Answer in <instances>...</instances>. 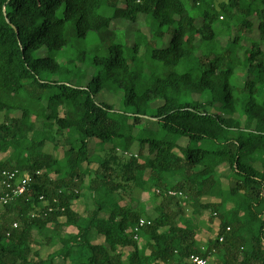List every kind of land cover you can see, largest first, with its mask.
<instances>
[{
  "label": "trees",
  "instance_id": "obj_1",
  "mask_svg": "<svg viewBox=\"0 0 264 264\" xmlns=\"http://www.w3.org/2000/svg\"><path fill=\"white\" fill-rule=\"evenodd\" d=\"M183 1L0 0V264H264V0Z\"/></svg>",
  "mask_w": 264,
  "mask_h": 264
},
{
  "label": "rangeland",
  "instance_id": "obj_2",
  "mask_svg": "<svg viewBox=\"0 0 264 264\" xmlns=\"http://www.w3.org/2000/svg\"><path fill=\"white\" fill-rule=\"evenodd\" d=\"M183 3L186 6V8L189 9V6L184 1H183ZM150 23L152 24L154 22L151 20ZM139 24L140 25L137 26V27H139V29L141 30V32L143 34L149 33L148 28L145 27V25H144L142 20L140 21ZM112 28L118 30L117 34L121 38L123 37L125 31L128 32L129 35L127 36V44L128 45L132 44V35L131 34L135 31L136 26H134V25L130 26L128 23L122 22V21H114L112 23ZM235 33H236V31L233 30L232 33H231V38L235 35ZM245 36L248 37V38H253V39H257L258 38V34H257V32L255 30L251 31V32H249V31L245 32ZM168 41H169V35L165 34V36L163 38V43L158 41L157 43H154L153 46L158 48L162 44L166 45L168 43ZM140 54L142 55L141 66L144 68L145 73L149 75L150 74V67H149L150 66V58L148 56H145L144 46L141 47ZM104 98L105 99L107 98V100L110 101V102L115 100V98H112L111 96L108 97V95H106ZM112 103H113V107H114L115 111L122 112L124 110L120 100H116V101H114ZM143 127L145 128L146 126H143ZM148 129L152 130V131H156L159 128H158L157 125H152L151 127H149V123H148ZM90 145L94 146L95 145L94 141L90 142ZM133 152L134 153L136 152V147L133 148ZM134 198H135V200L137 202H139V201L143 202L145 204V207L148 208L147 212H149V213L151 212V208H149V207L152 204V198L148 194L135 191ZM86 200H84L82 203L86 202ZM209 201H210L209 198H204L203 199V202H209ZM187 215H190V210H187ZM208 215L209 214H204L199 219V232L197 234L196 240H197V242H198V244L200 246H204V244H205V242L207 240V237L209 236L208 227H211V225H210V222L208 221ZM216 224L217 223L215 222V224H212V226H214ZM65 231H71V230L70 229H65ZM206 264H212V260L210 258H208Z\"/></svg>",
  "mask_w": 264,
  "mask_h": 264
},
{
  "label": "built area",
  "instance_id": "obj_3",
  "mask_svg": "<svg viewBox=\"0 0 264 264\" xmlns=\"http://www.w3.org/2000/svg\"><path fill=\"white\" fill-rule=\"evenodd\" d=\"M32 182V177L27 174L19 173L17 170H0V205H7L16 198L22 196ZM170 195H175V192H169ZM149 222L140 219L134 231H138L143 225ZM16 225H14L15 227ZM207 259L200 256H192L190 264H206Z\"/></svg>",
  "mask_w": 264,
  "mask_h": 264
}]
</instances>
